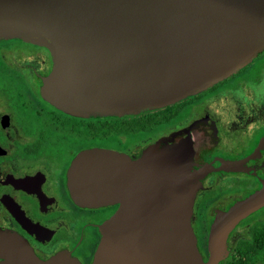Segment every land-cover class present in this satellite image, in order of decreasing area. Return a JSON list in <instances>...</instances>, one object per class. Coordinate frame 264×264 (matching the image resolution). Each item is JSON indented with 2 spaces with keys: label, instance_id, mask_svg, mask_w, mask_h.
<instances>
[{
  "label": "water",
  "instance_id": "obj_1",
  "mask_svg": "<svg viewBox=\"0 0 264 264\" xmlns=\"http://www.w3.org/2000/svg\"><path fill=\"white\" fill-rule=\"evenodd\" d=\"M1 40L49 52L44 97L53 106L120 120L182 102L247 66L264 51V0H0ZM183 134L137 159L104 150L76 156V204L119 205L100 227L91 264H219L229 233L264 207L263 187L220 213L204 262L191 217L205 171L190 172Z\"/></svg>",
  "mask_w": 264,
  "mask_h": 264
},
{
  "label": "flooded vegetation",
  "instance_id": "obj_2",
  "mask_svg": "<svg viewBox=\"0 0 264 264\" xmlns=\"http://www.w3.org/2000/svg\"><path fill=\"white\" fill-rule=\"evenodd\" d=\"M52 70L46 49L0 41V264H68L64 257L91 264L100 227L119 205L76 204L69 181L76 156L104 150L137 159L147 148H162L188 132L190 172L205 171L191 227L207 261L219 214L264 187V51L204 92L120 120L71 116L53 106L44 97ZM115 125L120 131L113 135ZM260 210L229 233L226 259Z\"/></svg>",
  "mask_w": 264,
  "mask_h": 264
},
{
  "label": "trees",
  "instance_id": "obj_3",
  "mask_svg": "<svg viewBox=\"0 0 264 264\" xmlns=\"http://www.w3.org/2000/svg\"><path fill=\"white\" fill-rule=\"evenodd\" d=\"M112 131L113 135L119 133L120 126H113ZM250 221L252 224L245 232V236L234 244L230 257L220 264H264V208Z\"/></svg>",
  "mask_w": 264,
  "mask_h": 264
}]
</instances>
